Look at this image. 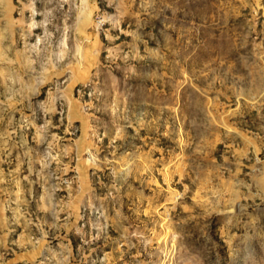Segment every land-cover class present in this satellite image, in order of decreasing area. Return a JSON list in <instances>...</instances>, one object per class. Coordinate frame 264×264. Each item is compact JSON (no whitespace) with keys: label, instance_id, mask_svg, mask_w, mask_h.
I'll return each instance as SVG.
<instances>
[{"label":"rangeland","instance_id":"374dc122","mask_svg":"<svg viewBox=\"0 0 264 264\" xmlns=\"http://www.w3.org/2000/svg\"><path fill=\"white\" fill-rule=\"evenodd\" d=\"M0 264H264V0H0Z\"/></svg>","mask_w":264,"mask_h":264}]
</instances>
